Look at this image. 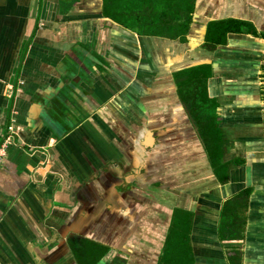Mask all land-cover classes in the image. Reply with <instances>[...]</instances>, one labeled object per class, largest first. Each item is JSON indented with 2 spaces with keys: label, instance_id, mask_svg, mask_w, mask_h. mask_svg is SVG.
Masks as SVG:
<instances>
[{
  "label": "crops",
  "instance_id": "0c3cea01",
  "mask_svg": "<svg viewBox=\"0 0 264 264\" xmlns=\"http://www.w3.org/2000/svg\"><path fill=\"white\" fill-rule=\"evenodd\" d=\"M183 4L0 0V264H157L176 208L193 264H264V0H195L185 41ZM223 18L260 34L206 50ZM202 63L223 183L173 77Z\"/></svg>",
  "mask_w": 264,
  "mask_h": 264
},
{
  "label": "trees",
  "instance_id": "16d2710c",
  "mask_svg": "<svg viewBox=\"0 0 264 264\" xmlns=\"http://www.w3.org/2000/svg\"><path fill=\"white\" fill-rule=\"evenodd\" d=\"M178 2L180 5L184 3L185 10L188 9V20L179 24L185 27V33H182L183 35L180 37L182 41H185L184 34L189 29L195 0H178ZM229 33H247L255 36L260 34L253 23L247 20L236 18L209 20L206 24L203 47L206 50L214 51L218 46L226 45ZM212 76L211 63L194 65L173 73L180 98L190 111L213 172L216 178L223 183L228 177L227 163L223 161L226 140L218 124V103L215 98L208 95L207 82ZM243 193H248V191L244 190ZM229 203L230 201H227L223 205L224 211H227ZM192 216V212L184 209L173 210L163 252L157 264H193V253L189 244ZM232 236L224 234L221 237L229 239ZM91 251L90 253V249L84 250V254L80 258L81 264H97L104 254V252L98 254L92 249ZM95 254L98 255L93 257Z\"/></svg>",
  "mask_w": 264,
  "mask_h": 264
},
{
  "label": "built area",
  "instance_id": "2783aa9c",
  "mask_svg": "<svg viewBox=\"0 0 264 264\" xmlns=\"http://www.w3.org/2000/svg\"><path fill=\"white\" fill-rule=\"evenodd\" d=\"M14 132V127L12 125L8 126V135L5 137L0 149V164L3 162L6 155L5 150L7 145L10 143V135Z\"/></svg>",
  "mask_w": 264,
  "mask_h": 264
}]
</instances>
